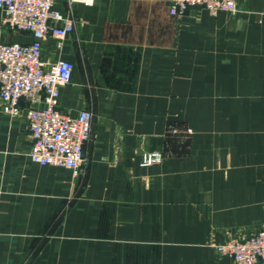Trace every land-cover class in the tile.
<instances>
[{
  "label": "crops",
  "instance_id": "crops-1",
  "mask_svg": "<svg viewBox=\"0 0 264 264\" xmlns=\"http://www.w3.org/2000/svg\"><path fill=\"white\" fill-rule=\"evenodd\" d=\"M263 5H75L76 30L43 57L76 64L59 102L94 113L86 165L35 163L0 100V264H232L215 245L264 220ZM30 40L0 10V42ZM145 150L162 162L143 167Z\"/></svg>",
  "mask_w": 264,
  "mask_h": 264
},
{
  "label": "built area",
  "instance_id": "built-area-1",
  "mask_svg": "<svg viewBox=\"0 0 264 264\" xmlns=\"http://www.w3.org/2000/svg\"><path fill=\"white\" fill-rule=\"evenodd\" d=\"M58 0H0L1 26L25 32L30 41L0 42V100L5 112L23 116L32 137L29 156L40 165L71 168L75 174L86 165L85 145L93 135L94 113L88 108L77 114L60 107L61 89L72 82L76 64L68 59L46 61L44 40L53 37L58 50L76 30L73 13L78 3L95 0H66L70 13L57 7ZM170 12L181 14L190 6L236 14L239 0H169ZM264 13V5H263ZM158 152H144L143 164L160 161ZM218 250L232 257V264H264V221L254 234L232 237Z\"/></svg>",
  "mask_w": 264,
  "mask_h": 264
},
{
  "label": "rangeland",
  "instance_id": "rangeland-1",
  "mask_svg": "<svg viewBox=\"0 0 264 264\" xmlns=\"http://www.w3.org/2000/svg\"><path fill=\"white\" fill-rule=\"evenodd\" d=\"M27 125H28V124H27ZM93 130H94V129H93ZM155 151L158 152V153H160V152L157 151V150H145V151L142 152V161H141V165H142L143 167L151 166V165H155V164H158V163L162 162V160H163V155L160 153V155H161V160H160V161H155L154 163H151V164H148V165H144V164H143V153H144V152H155ZM86 160H87V155H86ZM83 169H84V168H83ZM82 171H83V170H82ZM82 171H79V173L76 174V175H80V174H82ZM262 221H264V220H262ZM256 231H257V230H256ZM254 233H255V231H251L250 233L245 234L244 236L236 237V238H237V239H239V238H240V239H243V238H245V237H247V236H249V235H252V234H254ZM231 238H232V237H231ZM226 242H227V241H225L224 243H221V244H225ZM217 245H219V244H216V245H215V248H216V250L218 251V253L230 257V259H231V261H232V260H233L232 257H231L229 254H227V253H223V252L219 251Z\"/></svg>",
  "mask_w": 264,
  "mask_h": 264
}]
</instances>
